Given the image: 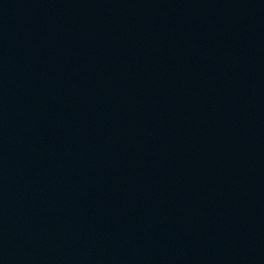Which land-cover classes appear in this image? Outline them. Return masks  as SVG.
Here are the masks:
<instances>
[{
    "label": "water",
    "instance_id": "1",
    "mask_svg": "<svg viewBox=\"0 0 264 264\" xmlns=\"http://www.w3.org/2000/svg\"><path fill=\"white\" fill-rule=\"evenodd\" d=\"M0 264H264V0H0Z\"/></svg>",
    "mask_w": 264,
    "mask_h": 264
}]
</instances>
